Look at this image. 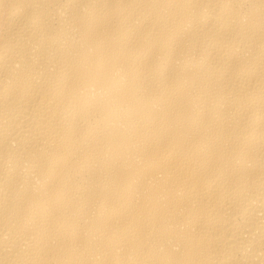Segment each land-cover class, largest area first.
<instances>
[{
	"label": "bare ground",
	"instance_id": "obj_1",
	"mask_svg": "<svg viewBox=\"0 0 264 264\" xmlns=\"http://www.w3.org/2000/svg\"><path fill=\"white\" fill-rule=\"evenodd\" d=\"M0 264H264V0H0Z\"/></svg>",
	"mask_w": 264,
	"mask_h": 264
}]
</instances>
